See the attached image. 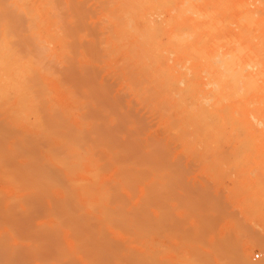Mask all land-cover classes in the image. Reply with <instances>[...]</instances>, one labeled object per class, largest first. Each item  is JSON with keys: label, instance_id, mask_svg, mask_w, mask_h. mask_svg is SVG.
I'll list each match as a JSON object with an SVG mask.
<instances>
[{"label": "bare ground", "instance_id": "6f19581e", "mask_svg": "<svg viewBox=\"0 0 264 264\" xmlns=\"http://www.w3.org/2000/svg\"><path fill=\"white\" fill-rule=\"evenodd\" d=\"M0 39V264H207L197 235L172 257L161 238L182 233L150 208L178 188L264 187V2L0 0ZM229 216L234 264H255L262 239L239 246Z\"/></svg>", "mask_w": 264, "mask_h": 264}, {"label": "rangeland", "instance_id": "374dc122", "mask_svg": "<svg viewBox=\"0 0 264 264\" xmlns=\"http://www.w3.org/2000/svg\"><path fill=\"white\" fill-rule=\"evenodd\" d=\"M252 1L253 0H250V2ZM262 2H264V0H262ZM61 6L62 5L58 4L57 8L55 9V13L58 18L54 14L56 21L58 23L61 22L60 24H58V29H60V27L62 28L64 25V17H62L64 12L62 10L63 7L61 8ZM59 16H61L63 19L60 20ZM152 17V19H156L159 22L163 19V16L157 13ZM100 20L101 19H99L97 16H93L94 24L97 25L98 23H100L98 22ZM101 24L102 23L98 25L100 26ZM36 35L38 34L36 33ZM36 35V38L34 40L36 41L35 43L37 51L35 54L36 59H34V61L36 60L35 62H38L39 65H42L44 67L43 69L49 72L51 70L50 66L53 67L52 69L55 71L54 67L56 69H58L59 67H56L58 62L55 58H53V45H50V43H48L46 39L42 38L41 34L38 36ZM44 40L46 41V43ZM53 63L55 65H53ZM100 63V70L102 69L101 75L107 77V79L109 80L114 76H112L113 73L109 72L104 63H102L101 61ZM103 66L107 70L103 69ZM115 78L116 77L114 76L113 78H111L112 80H110L113 83L114 88L121 91V93H124L126 89L123 90L121 83H117V81L119 82V80L116 79L115 81ZM116 84H118L117 87ZM182 87H184V85H182ZM3 117L4 113H1L0 119H2ZM257 127L261 128L260 125ZM153 129L155 131L160 130L158 126L153 127ZM227 184L231 185L232 182L228 180ZM175 191L173 190V193L171 192L169 194L167 192L166 198L169 195V199H166L167 203L165 202L164 206L162 203L161 205H153L154 207L151 206L152 208H150L151 211H160V209L163 212L170 211L173 215V224H166L165 222L166 226L169 227L168 230L167 227L165 229L168 232H175L177 236L182 233V236L179 235V239H177L176 237L171 241L168 240L169 243L167 242L166 238V240L163 239L164 237L161 238V241L169 246L168 249L170 248L169 252L172 257L177 255L183 256L189 254L191 251H189L186 247V242L182 241L183 236L187 237V235H190L195 237V235H197L196 237H199L200 239L199 240L197 238V240H199L200 242L196 241L195 246L197 247L195 250L197 252V256L200 257V259L202 258L201 261L205 259V262L207 264H234L235 255L233 246H228L222 241L223 237L227 234L232 225V220L230 219L231 216L229 215H234L240 221L239 224L243 225V229L241 232H245V235L243 237L241 236L242 239H240V241L238 240L239 242H237V244L239 246H248V237L250 234L260 236L264 244V187H213L211 188L209 193H206L204 191L203 193L201 192V190L199 191V189L196 190L193 188H187L183 190H180V188H178L175 189ZM137 194L140 196V192H138ZM133 195H136V193H134ZM123 196L124 201L126 202L128 207H132L135 203V199H131L129 195L123 194ZM246 201L250 204V206H244V203ZM160 206L162 208H160ZM223 214H228V216H222ZM175 233L171 234L175 236ZM178 245H180V248L182 246V248L180 249ZM183 245H185V247H183ZM262 247L263 248H255L254 250H251L249 252V258L251 262L253 261V263L258 264L264 261V252H262L264 251L262 250L264 249V245ZM191 250L193 249L191 248ZM178 252L181 254H179ZM257 252H259L261 256L259 259H254V254ZM201 263L203 264V262ZM75 264H80V262L78 261Z\"/></svg>", "mask_w": 264, "mask_h": 264}, {"label": "built area", "instance_id": "2783aa9c", "mask_svg": "<svg viewBox=\"0 0 264 264\" xmlns=\"http://www.w3.org/2000/svg\"><path fill=\"white\" fill-rule=\"evenodd\" d=\"M261 256V254L259 252L255 253L254 254V259H259Z\"/></svg>", "mask_w": 264, "mask_h": 264}]
</instances>
